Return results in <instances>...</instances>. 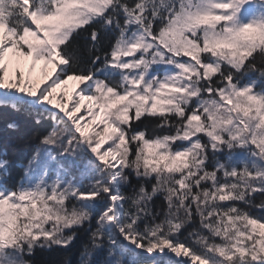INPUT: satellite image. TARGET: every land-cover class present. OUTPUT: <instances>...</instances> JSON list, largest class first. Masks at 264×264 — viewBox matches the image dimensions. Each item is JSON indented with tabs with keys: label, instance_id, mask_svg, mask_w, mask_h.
Segmentation results:
<instances>
[{
	"label": "snow or ice",
	"instance_id": "obj_1",
	"mask_svg": "<svg viewBox=\"0 0 264 264\" xmlns=\"http://www.w3.org/2000/svg\"><path fill=\"white\" fill-rule=\"evenodd\" d=\"M0 109V264H264V0H0Z\"/></svg>",
	"mask_w": 264,
	"mask_h": 264
},
{
	"label": "trees",
	"instance_id": "obj_2",
	"mask_svg": "<svg viewBox=\"0 0 264 264\" xmlns=\"http://www.w3.org/2000/svg\"><path fill=\"white\" fill-rule=\"evenodd\" d=\"M15 120L17 123L22 124L23 118L6 110L0 109V153H6L7 158L10 160L13 176L18 172L17 165L23 161L27 154V149L15 141L17 134L7 130V123ZM255 211V210H254ZM87 239L86 236L81 235L74 243L73 247L68 250L67 255L71 258L72 264H76L79 249L82 243ZM65 253L54 252L50 255L46 254L42 257L43 260H59Z\"/></svg>",
	"mask_w": 264,
	"mask_h": 264
},
{
	"label": "bare ground",
	"instance_id": "obj_3",
	"mask_svg": "<svg viewBox=\"0 0 264 264\" xmlns=\"http://www.w3.org/2000/svg\"><path fill=\"white\" fill-rule=\"evenodd\" d=\"M72 84H73L72 81H69V83H68V87H69L70 89L73 87Z\"/></svg>",
	"mask_w": 264,
	"mask_h": 264
},
{
	"label": "rangeland",
	"instance_id": "obj_4",
	"mask_svg": "<svg viewBox=\"0 0 264 264\" xmlns=\"http://www.w3.org/2000/svg\"><path fill=\"white\" fill-rule=\"evenodd\" d=\"M72 83L74 84V82H72ZM73 84H72V85H73ZM68 88H69V87H68ZM69 89H70V88H69Z\"/></svg>",
	"mask_w": 264,
	"mask_h": 264
}]
</instances>
